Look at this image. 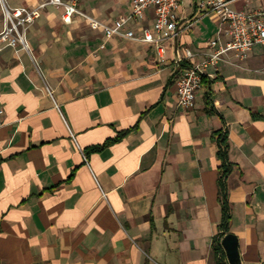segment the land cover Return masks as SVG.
<instances>
[{
  "label": "crops",
  "instance_id": "0c3cea01",
  "mask_svg": "<svg viewBox=\"0 0 264 264\" xmlns=\"http://www.w3.org/2000/svg\"><path fill=\"white\" fill-rule=\"evenodd\" d=\"M132 1L80 9L139 36L155 14L131 19ZM196 1L177 10L176 37L162 32V57L81 17L65 24L54 7L29 28L28 52L0 53V264H229L215 251L219 136L231 164L227 233L240 264H264V44L224 54L183 108L179 76L209 42L228 41ZM228 1L264 11V0Z\"/></svg>",
  "mask_w": 264,
  "mask_h": 264
},
{
  "label": "built area",
  "instance_id": "2783aa9c",
  "mask_svg": "<svg viewBox=\"0 0 264 264\" xmlns=\"http://www.w3.org/2000/svg\"><path fill=\"white\" fill-rule=\"evenodd\" d=\"M184 0H133L131 19L139 20L144 17L148 8L154 10L155 18L152 29L143 28L139 36L131 30L123 34L120 30L122 24L115 27L107 26L98 19L93 18L80 9L81 0H42L33 8H11L6 0H0L2 12V24L0 26V53L7 48L18 52L29 51V28L41 16L47 7L60 9L61 20L65 24H72L77 17L86 20L94 29H104L110 38L120 36L131 41H139L153 44L161 57L165 54L162 46V32L168 31L170 38L177 36L178 19L177 10ZM199 9L213 13L220 24V36H226L228 41L221 42V38L209 42L212 50L205 59L192 65L184 71L176 81L179 104L186 109L194 106L198 90L202 86L203 77L210 67H214L222 59L223 55L233 52L243 59L255 45L264 44V11L244 12L233 10L229 7L228 0H197ZM156 33V36L154 35ZM188 58L192 54L186 53ZM178 60H180L178 58Z\"/></svg>",
  "mask_w": 264,
  "mask_h": 264
},
{
  "label": "trees",
  "instance_id": "16d2710c",
  "mask_svg": "<svg viewBox=\"0 0 264 264\" xmlns=\"http://www.w3.org/2000/svg\"><path fill=\"white\" fill-rule=\"evenodd\" d=\"M218 144H219V151L217 154L218 159L220 160L221 164L219 166V195H220V202L222 205L223 210V217H222V236L228 235V226L231 219L230 208L228 203L227 197V186H226V178L231 172V164L228 159L227 153V143L225 137L219 136L218 137ZM221 236V237H222ZM215 251L218 253H222V246L220 239H217L215 245Z\"/></svg>",
  "mask_w": 264,
  "mask_h": 264
},
{
  "label": "water",
  "instance_id": "95a60500",
  "mask_svg": "<svg viewBox=\"0 0 264 264\" xmlns=\"http://www.w3.org/2000/svg\"><path fill=\"white\" fill-rule=\"evenodd\" d=\"M221 245L226 252L229 264H240L238 239L228 234L222 239Z\"/></svg>",
  "mask_w": 264,
  "mask_h": 264
},
{
  "label": "rangeland",
  "instance_id": "374dc122",
  "mask_svg": "<svg viewBox=\"0 0 264 264\" xmlns=\"http://www.w3.org/2000/svg\"><path fill=\"white\" fill-rule=\"evenodd\" d=\"M10 6H15L16 5V0H6ZM1 18H2V13H1V10H0V21H1Z\"/></svg>",
  "mask_w": 264,
  "mask_h": 264
}]
</instances>
